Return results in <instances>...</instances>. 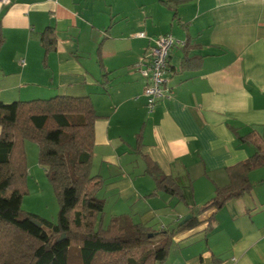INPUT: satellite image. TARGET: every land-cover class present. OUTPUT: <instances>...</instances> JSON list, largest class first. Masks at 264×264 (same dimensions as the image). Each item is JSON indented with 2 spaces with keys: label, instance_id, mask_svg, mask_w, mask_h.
Returning a JSON list of instances; mask_svg holds the SVG:
<instances>
[{
  "label": "crops",
  "instance_id": "obj_1",
  "mask_svg": "<svg viewBox=\"0 0 264 264\" xmlns=\"http://www.w3.org/2000/svg\"><path fill=\"white\" fill-rule=\"evenodd\" d=\"M166 34L185 45L168 59L171 95L149 112L134 65ZM0 39L1 103L90 99L91 172L121 201L138 198L135 224L174 228L228 184L227 168L264 152V0H8ZM148 164L179 195L155 191ZM248 179L173 236L162 264H264V167Z\"/></svg>",
  "mask_w": 264,
  "mask_h": 264
},
{
  "label": "trees",
  "instance_id": "obj_2",
  "mask_svg": "<svg viewBox=\"0 0 264 264\" xmlns=\"http://www.w3.org/2000/svg\"><path fill=\"white\" fill-rule=\"evenodd\" d=\"M169 1L173 0H160ZM51 35V29L41 35L46 51L54 44ZM97 118L88 97L0 102V264H162L173 236L196 227L204 211L219 209L250 191L248 174L264 167V152H257L227 168L228 184L217 188L202 208L191 210L185 223L170 230L155 232L127 215L112 218L104 226V201L96 198L103 179L91 175ZM26 141L37 145V163L56 194L55 224L21 211L27 192ZM146 171L155 191L179 195L173 180L157 167L148 164ZM30 220L38 221L40 227ZM61 235L64 239L58 241Z\"/></svg>",
  "mask_w": 264,
  "mask_h": 264
},
{
  "label": "rangeland",
  "instance_id": "obj_3",
  "mask_svg": "<svg viewBox=\"0 0 264 264\" xmlns=\"http://www.w3.org/2000/svg\"><path fill=\"white\" fill-rule=\"evenodd\" d=\"M23 150L26 156L27 166V192L22 196L21 211L24 214L34 215L39 219L46 220L55 224L57 222L59 212V203L56 194L44 171L40 166H38L37 145L32 142L26 141L23 145ZM35 163L37 164V166H35ZM140 164L144 165L145 167V162L141 161ZM96 167L97 165L95 164V171ZM94 170L91 172V175L95 174ZM96 198L101 200L106 199L103 200L104 210L103 219L101 221L104 226H107L112 218L119 217L120 215L131 216V218H133V220L137 222V220H135L137 219L135 209L137 206L135 205L136 201L138 200L136 196L133 195L128 199L121 201V198L118 196V192H116L114 189L101 187L99 192L96 194ZM161 223V220L154 219L149 225L153 231L157 232V229H159ZM167 227H170V225H167Z\"/></svg>",
  "mask_w": 264,
  "mask_h": 264
},
{
  "label": "built area",
  "instance_id": "obj_4",
  "mask_svg": "<svg viewBox=\"0 0 264 264\" xmlns=\"http://www.w3.org/2000/svg\"><path fill=\"white\" fill-rule=\"evenodd\" d=\"M7 2L8 0H0L2 4ZM137 37L145 38V34L140 32ZM184 45V42L174 39L169 34L162 35L152 41V45L147 47L142 58L134 65V70L143 80V97L149 112L159 101L171 95L166 77L168 59L174 46L183 47Z\"/></svg>",
  "mask_w": 264,
  "mask_h": 264
},
{
  "label": "water",
  "instance_id": "obj_5",
  "mask_svg": "<svg viewBox=\"0 0 264 264\" xmlns=\"http://www.w3.org/2000/svg\"><path fill=\"white\" fill-rule=\"evenodd\" d=\"M190 218V216L185 217L181 222L180 225L185 223L188 219ZM31 224H33L36 227H40V223L36 220H30ZM62 239H64V235H61V237L58 239V241H61Z\"/></svg>",
  "mask_w": 264,
  "mask_h": 264
}]
</instances>
